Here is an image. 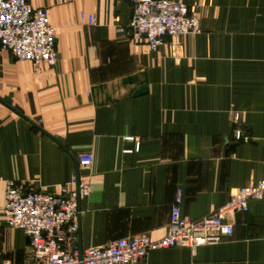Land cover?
<instances>
[{"label":"crops","instance_id":"1","mask_svg":"<svg viewBox=\"0 0 264 264\" xmlns=\"http://www.w3.org/2000/svg\"><path fill=\"white\" fill-rule=\"evenodd\" d=\"M25 1L56 29L57 62L36 74L0 47V261H22L28 246L6 223L5 183L57 194L84 153L81 249L160 240L178 191L196 220L264 178V0H175L198 8L202 31L153 52L130 40L126 0ZM227 219L220 243L154 250L145 264H264V199Z\"/></svg>","mask_w":264,"mask_h":264},{"label":"built area","instance_id":"2","mask_svg":"<svg viewBox=\"0 0 264 264\" xmlns=\"http://www.w3.org/2000/svg\"><path fill=\"white\" fill-rule=\"evenodd\" d=\"M131 4L128 35L134 45L153 52L166 39L201 33L198 8L175 0H126ZM86 26L96 25L94 14H79ZM56 29L48 24L42 9L32 8L25 0H0V47L16 61H29L36 74L43 66L57 62ZM238 121V116H233ZM235 142H248L240 129L232 132ZM131 151H126V153ZM93 157L81 154L77 160L79 172H88ZM90 188L81 176H73L53 194L47 190L24 191L13 181L5 183L6 223L21 230L28 239L20 262L1 260L0 264H145L154 250L187 247L193 252L202 246L218 244L232 234L229 214L246 212L249 200L264 199V178L237 188L229 201L213 214L193 220L182 214V193L178 191L170 206L166 236L152 241L138 235L109 242L102 246L80 249L77 244L80 210L78 201L90 195Z\"/></svg>","mask_w":264,"mask_h":264},{"label":"water","instance_id":"3","mask_svg":"<svg viewBox=\"0 0 264 264\" xmlns=\"http://www.w3.org/2000/svg\"><path fill=\"white\" fill-rule=\"evenodd\" d=\"M144 90H141L140 92H138L137 94H140V93H143ZM44 134V132H42ZM76 175L78 177V171H77V166H76ZM78 204H79V201H78ZM80 248V247H79ZM81 249V248H80Z\"/></svg>","mask_w":264,"mask_h":264}]
</instances>
